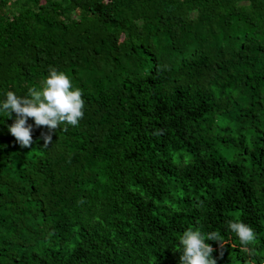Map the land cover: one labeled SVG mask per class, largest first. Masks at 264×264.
<instances>
[{
    "label": "trees",
    "instance_id": "obj_1",
    "mask_svg": "<svg viewBox=\"0 0 264 264\" xmlns=\"http://www.w3.org/2000/svg\"><path fill=\"white\" fill-rule=\"evenodd\" d=\"M50 68L84 117L21 148L0 113V264H180L197 227L246 264L236 218L264 254V0H0V102Z\"/></svg>",
    "mask_w": 264,
    "mask_h": 264
},
{
    "label": "clouds",
    "instance_id": "obj_2",
    "mask_svg": "<svg viewBox=\"0 0 264 264\" xmlns=\"http://www.w3.org/2000/svg\"><path fill=\"white\" fill-rule=\"evenodd\" d=\"M80 89L73 90L70 78L55 68H50L48 76L39 88L32 87L26 96H17L8 91L6 99L0 102V113L9 119L15 114V121L8 127L9 133L21 148H31L33 144V119L37 128L46 127L41 133L44 148L53 144V135L61 125L77 127L84 117V100ZM67 131V127L63 129ZM228 232L239 241V249L246 257V264H264V254L257 250V233L240 219H228L224 225ZM206 241H215L220 245L219 256H224L226 242L219 231L204 233L199 227L186 229L178 240L180 264H217L213 258V247Z\"/></svg>",
    "mask_w": 264,
    "mask_h": 264
}]
</instances>
